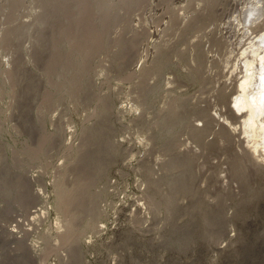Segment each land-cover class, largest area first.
I'll return each instance as SVG.
<instances>
[{
	"label": "rangeland",
	"instance_id": "1",
	"mask_svg": "<svg viewBox=\"0 0 264 264\" xmlns=\"http://www.w3.org/2000/svg\"><path fill=\"white\" fill-rule=\"evenodd\" d=\"M263 51L264 0H0V264H264Z\"/></svg>",
	"mask_w": 264,
	"mask_h": 264
},
{
	"label": "bare ground",
	"instance_id": "2",
	"mask_svg": "<svg viewBox=\"0 0 264 264\" xmlns=\"http://www.w3.org/2000/svg\"><path fill=\"white\" fill-rule=\"evenodd\" d=\"M250 49H253V48H250ZM258 55H260V54H258ZM251 63H249V64H251ZM261 66H262V68H260V69H263L262 73H261L262 81H261V84L259 85V88L255 87L256 93L250 91V89H252L255 85V79L257 76V74L254 70L253 71L251 70L252 72H250L248 75H246V77L240 83V87H239L240 88L239 89L240 101L238 102L239 108L247 110V113L244 112L245 114H243V116H245V119H243L244 120L243 130L246 131L247 133H249L251 137L255 138L254 142H253V143H255L254 148H253L254 150H257V148H258L257 141L259 140L258 138H260V137H261L260 144L262 145L263 150H264V118H261V116L259 117V115L264 112V75H263L264 74L263 73L264 72V60H263V63L261 64ZM250 68H254V67H250ZM233 131H236V127H234V126H233ZM251 148H252V146H251ZM258 151H260V150H258ZM261 154H263V153H261ZM262 166H264V165L262 164ZM31 177L32 176H29L28 178L30 179ZM33 212H35V211H33ZM11 231H14V228H12ZM262 237H264V236H262Z\"/></svg>",
	"mask_w": 264,
	"mask_h": 264
}]
</instances>
